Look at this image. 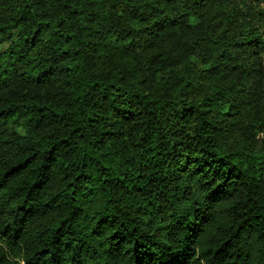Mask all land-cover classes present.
Listing matches in <instances>:
<instances>
[{
	"label": "trees",
	"instance_id": "trees-1",
	"mask_svg": "<svg viewBox=\"0 0 264 264\" xmlns=\"http://www.w3.org/2000/svg\"><path fill=\"white\" fill-rule=\"evenodd\" d=\"M0 264H264V0H0Z\"/></svg>",
	"mask_w": 264,
	"mask_h": 264
}]
</instances>
